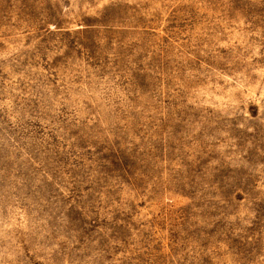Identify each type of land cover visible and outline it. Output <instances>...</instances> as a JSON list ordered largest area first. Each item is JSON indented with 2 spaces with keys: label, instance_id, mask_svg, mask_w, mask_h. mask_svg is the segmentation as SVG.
Returning <instances> with one entry per match:
<instances>
[{
  "label": "rangeland",
  "instance_id": "obj_1",
  "mask_svg": "<svg viewBox=\"0 0 264 264\" xmlns=\"http://www.w3.org/2000/svg\"><path fill=\"white\" fill-rule=\"evenodd\" d=\"M0 264H264V0H0Z\"/></svg>",
  "mask_w": 264,
  "mask_h": 264
}]
</instances>
